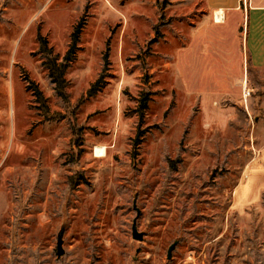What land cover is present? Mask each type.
Here are the masks:
<instances>
[{"label":"rangeland","instance_id":"obj_1","mask_svg":"<svg viewBox=\"0 0 264 264\" xmlns=\"http://www.w3.org/2000/svg\"><path fill=\"white\" fill-rule=\"evenodd\" d=\"M207 4L0 0V264H264V74ZM79 23L67 104L38 35L62 59Z\"/></svg>","mask_w":264,"mask_h":264},{"label":"crops","instance_id":"obj_2","mask_svg":"<svg viewBox=\"0 0 264 264\" xmlns=\"http://www.w3.org/2000/svg\"><path fill=\"white\" fill-rule=\"evenodd\" d=\"M207 3L208 14L215 15V25L229 24L234 32L233 41L227 46L234 61L226 65V74H264V0H207ZM242 21L245 30L243 25L241 40L238 32Z\"/></svg>","mask_w":264,"mask_h":264},{"label":"trees","instance_id":"obj_3","mask_svg":"<svg viewBox=\"0 0 264 264\" xmlns=\"http://www.w3.org/2000/svg\"><path fill=\"white\" fill-rule=\"evenodd\" d=\"M83 23H79L71 36V43L69 45L68 50L62 59L60 56L54 52V48L49 46V42L46 38H44L41 34L38 35V41L40 44V52L45 56V61L43 66L48 71L49 79L51 83L54 85L55 93L59 98H61L65 103L69 102V94L67 92L68 89V81L66 79V73L70 67V65L76 60L77 52L79 51V43L81 39V34L83 31ZM108 55H105V70L108 67ZM103 86L99 85V82H96L88 91L87 97L92 98L97 95ZM34 94L36 96V100L41 105L45 104V110H41L42 115L50 117V109L46 105V99L42 93V91L35 86ZM149 98H144L141 101L140 111L144 112L148 108ZM55 117V116H54ZM63 116H59L58 120H63Z\"/></svg>","mask_w":264,"mask_h":264},{"label":"water","instance_id":"obj_4","mask_svg":"<svg viewBox=\"0 0 264 264\" xmlns=\"http://www.w3.org/2000/svg\"><path fill=\"white\" fill-rule=\"evenodd\" d=\"M134 210L136 211L137 213V216L136 218L134 219V222H133V227H132V231H133V238L135 240H142L143 239V236L142 234H140L138 232V226H137V222H138V218L140 216V210L139 208L137 207V204L136 202L134 203ZM178 244V242H175L174 244H172L168 250V259H171L172 258V254L176 248V245ZM63 239H62V235L59 236V239H58V255L59 256H62L64 254V250H63Z\"/></svg>","mask_w":264,"mask_h":264},{"label":"built area","instance_id":"obj_5","mask_svg":"<svg viewBox=\"0 0 264 264\" xmlns=\"http://www.w3.org/2000/svg\"><path fill=\"white\" fill-rule=\"evenodd\" d=\"M250 94H251V93H250V92H248V93L246 94V96H250ZM193 264H195V262H194Z\"/></svg>","mask_w":264,"mask_h":264},{"label":"bare ground","instance_id":"obj_6","mask_svg":"<svg viewBox=\"0 0 264 264\" xmlns=\"http://www.w3.org/2000/svg\"><path fill=\"white\" fill-rule=\"evenodd\" d=\"M222 21V20H221ZM215 22L219 23V20L217 18H215Z\"/></svg>","mask_w":264,"mask_h":264}]
</instances>
